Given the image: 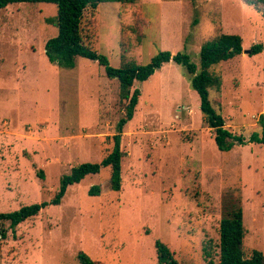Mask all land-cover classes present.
Wrapping results in <instances>:
<instances>
[{
  "label": "rangeland",
  "instance_id": "obj_1",
  "mask_svg": "<svg viewBox=\"0 0 264 264\" xmlns=\"http://www.w3.org/2000/svg\"><path fill=\"white\" fill-rule=\"evenodd\" d=\"M56 15L45 3L0 11V214L51 201L74 167L101 163L125 116L119 82L97 62L78 58L73 69L49 62L46 44L58 30L46 20ZM83 34L114 68L147 65L168 51L188 55L198 70L206 42L240 36L242 55L210 70L222 81L210 102L247 143L221 152L187 71L166 64L132 88L141 97L122 135L121 190L105 168L15 234L0 224V264H79L80 252L101 264H158L157 241L180 264H206L207 244L218 261L229 192L242 199L246 255L264 254V145L248 142L264 114V49L249 54L264 47V17L243 0L103 3L87 12ZM95 186L101 194L91 196Z\"/></svg>",
  "mask_w": 264,
  "mask_h": 264
},
{
  "label": "trees",
  "instance_id": "obj_2",
  "mask_svg": "<svg viewBox=\"0 0 264 264\" xmlns=\"http://www.w3.org/2000/svg\"><path fill=\"white\" fill-rule=\"evenodd\" d=\"M140 0H0V11L13 4H52L57 7V15L47 19V24L57 28L58 34L46 44V56L51 64L64 69L76 67L78 58L97 62L104 67L110 79L119 82L120 99L127 102L125 116L120 119L117 134L114 136V149L101 163H85L71 170V173L61 178L60 190L49 202H42L25 206L19 211L0 214V224L9 223L13 234L19 225L38 216L44 209L53 205H61L68 188L80 184L87 176L97 175L105 168H111V188L119 192L122 187V160L125 153L121 149L124 128L134 118L139 104L141 92L139 89L132 92L136 82L148 81L164 65L175 63L183 67L190 76L191 86L200 97V107L205 123L214 131V140L221 152H230L236 145H245L247 141L235 135L226 128L225 119L219 115L210 102V90H220L222 81L211 73V68L224 61L232 60L243 53L242 38L237 35L223 34L206 42L201 49V68L191 62L188 55L183 53L172 54L160 52L147 65H138L129 62L121 68H114L108 59L93 50L87 43L83 34L84 20L88 11H97L103 3H119L122 5H135ZM246 5L252 6L264 17V0H243ZM263 45H255L249 54H260ZM261 132L255 133L248 142L264 145V114L259 120ZM91 196L101 194L99 187H92ZM229 192L223 200V216L220 222V244L218 245V261L214 260L213 246L207 244L203 248V257L206 264H264V254L254 250L247 256L244 250L246 230L244 225V210L239 192ZM6 239V230L1 232ZM158 264H180L174 257L170 248L161 241L155 243ZM79 264H101L93 260L84 252L78 254Z\"/></svg>",
  "mask_w": 264,
  "mask_h": 264
},
{
  "label": "crops",
  "instance_id": "obj_3",
  "mask_svg": "<svg viewBox=\"0 0 264 264\" xmlns=\"http://www.w3.org/2000/svg\"><path fill=\"white\" fill-rule=\"evenodd\" d=\"M263 115V114H262Z\"/></svg>",
  "mask_w": 264,
  "mask_h": 264
}]
</instances>
